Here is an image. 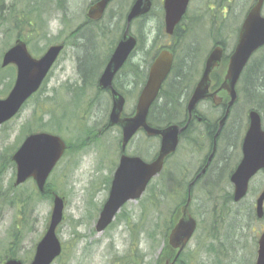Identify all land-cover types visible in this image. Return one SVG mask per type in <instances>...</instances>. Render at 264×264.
Here are the masks:
<instances>
[{"label":"rangeland","instance_id":"374dc122","mask_svg":"<svg viewBox=\"0 0 264 264\" xmlns=\"http://www.w3.org/2000/svg\"><path fill=\"white\" fill-rule=\"evenodd\" d=\"M91 1L2 0V3L0 2V74L6 75L0 79V92L3 91L0 98L6 96L15 78L14 65L2 68L1 59L4 51L14 43L16 38L26 41L30 53L38 57L49 45L60 43L68 37L67 46L58 57L39 90V94L32 96L17 115L0 126V151L4 146L11 151L18 147L23 136L28 132L32 111L37 106L40 105L47 110L53 109L57 121L55 117L51 120V116L45 115L43 119L45 126L42 128H38V124H30L34 125V131L59 134L66 142H69L67 144H70V148L64 153L48 178L53 192L64 198L63 218L56 229L58 239L62 244V252L52 264H156L162 257L164 241L161 232L164 230L165 220L168 219L165 217L168 215L172 199L169 200L171 202H161L158 208L160 211L148 203H145L144 210L143 201L150 195L147 189L140 198L128 201L108 227L101 232L95 229L99 211L108 195L110 179L118 163L121 138V129L118 125L101 130L107 122L111 101L106 92L98 91L97 79L123 31L124 18L121 14L127 10L126 5L129 0H115L109 5L116 9L118 14L114 22H109V15L106 13L103 19L89 32L83 33L82 37L80 34L77 38L74 35L70 37L73 29L84 20L85 12ZM159 1L154 0L150 12L142 23L132 22L130 31L139 36L140 42L133 53L130 64L124 67L117 80L130 81L132 78L124 77L123 74H132L133 63H140L142 67L148 66L156 50L168 43ZM206 1L192 0L188 11L192 16L197 12L202 20V14H204V20L202 21L201 18L196 20L195 27L188 35V39L195 38L199 41L196 45L199 57L203 60L213 47V38L217 33H220L219 37L224 39L226 54L231 53L237 35L234 29L237 25L239 27L242 18L255 0H210L212 5L215 3L214 7L217 11H220L226 4L229 5L227 14L224 15L227 17L225 25L228 28L220 26L218 13H216V21L211 22L209 16L213 13L207 15L206 10L204 13L201 12L202 5ZM243 13L244 16H242ZM262 15H264V6ZM158 32H160V37L156 35ZM186 40L187 36H184L179 50L185 46L191 54L195 49V42L191 41L188 45H184ZM78 43L81 44L78 45ZM263 54L264 49H261L253 58L261 57ZM80 55L85 61L82 67L83 73L94 78H89L90 84L88 79L84 82L86 85L84 95L80 93L75 95L71 93L72 90H67L65 87L71 85L73 88L77 84L80 85V72L76 62V56ZM203 62L197 67L196 76L199 73L197 79L202 71ZM1 70L8 71L3 73ZM93 79L95 83L91 85ZM194 79L195 77H190L189 83L191 84ZM130 82L133 83L127 88L130 91L125 92V114L132 111L138 95V89L133 88L138 78ZM8 83H10L9 86H7ZM241 93L238 94L240 103L231 112L223 129L225 137L218 146L214 163H223L226 157L230 165L239 160L240 141L248 125L247 111L250 107ZM47 97L51 100L44 101ZM198 109L211 119L217 117L219 113V109L212 107L208 101L201 102ZM160 120H164V117ZM262 124L264 126V122ZM203 131L204 126L197 125L194 138L198 142H207ZM159 142L158 137L150 138L138 132L128 143L126 153L139 155L143 160L151 161L159 148ZM202 154L197 150H193L192 153L188 143L181 142L177 153L168 160L169 175L178 173L183 166L193 168ZM211 171L210 177H219L220 180L223 178L221 174L216 176V173L220 171L215 172L214 169ZM179 176L183 177L182 174ZM14 178L15 166L13 168L8 166L0 178V263L10 253H14V256L21 259L23 264H29L35 246L43 236L49 222L52 199L47 196L38 197L35 194L30 205L34 206L33 208L24 209L19 202H15L16 205L10 204L9 198L12 196L8 192L9 183L14 182ZM206 180L209 183V178ZM153 183H161V179L155 178L150 186ZM208 183L200 187L195 186L192 193L191 212L199 226L188 244L191 251L189 264H216L215 256L205 252V246L215 241L211 237V232L215 227H220V219L215 218L214 215L223 214V212L220 210V205L216 207L219 212L213 209L215 201L209 199L206 189L203 188ZM263 185L264 177L258 174L250 183V192L244 203L251 204L254 208L255 199ZM35 188L32 180L14 187L18 194L30 190L36 192ZM222 188L229 191L231 189L225 182L219 185V188L213 186L214 191L218 193L223 191ZM154 195L158 197V187L155 188ZM172 204L174 205V202ZM233 208L234 211L235 208ZM242 210L240 208L239 213ZM229 219L231 216L227 218ZM247 220L243 214L238 219L242 224L247 223ZM248 225L249 229L236 232L231 241L223 242L220 238L224 243V247H221L224 264L254 263L256 242L264 227V219L248 220ZM147 231L153 232V237L149 238ZM238 241L240 243H237Z\"/></svg>","mask_w":264,"mask_h":264},{"label":"water","instance_id":"95a60500","mask_svg":"<svg viewBox=\"0 0 264 264\" xmlns=\"http://www.w3.org/2000/svg\"><path fill=\"white\" fill-rule=\"evenodd\" d=\"M109 1L99 0L91 5L87 16L91 19L99 18ZM188 2L189 0H164L166 33L173 32L175 25L185 13ZM262 3L263 0H257L246 15L220 85L210 91L211 73L220 65L223 55V47L216 45L206 57L202 74L188 100L189 121L191 112L199 100L211 98L214 104H218L222 101V97L218 95L220 91H224L229 97L225 113L218 122L214 145L207 164L213 156L216 137L224 125L230 106L236 100L235 88L241 72L253 52L264 45ZM150 8L151 0L134 1L126 18V27L98 79V87L109 90L111 94L112 106L107 126L120 125L122 154L111 180L108 197L96 220L95 229L97 232H101L112 222L115 214L127 201L141 197L150 180L162 171L165 158L175 151L179 134L187 126V124L184 126L170 124L164 128H155L147 124L149 108L172 65L173 56L167 49L159 51L153 59L146 82L139 93L134 113L131 116H122L124 98L113 87V78L136 45V39L129 32L130 21L147 13ZM62 47V44L51 45L41 57L34 58L28 52L26 43L17 39L15 44L3 53L1 66L15 65L16 77L8 94L4 98H0V125L15 116L26 100L39 89ZM248 121L249 125L241 146L242 158L230 177L233 184L234 202H239L247 195L250 179L264 169V129L259 112L250 110ZM139 129H143L147 136L160 137L158 153L150 162H146L138 156H128L123 153L128 141ZM65 148L64 140L56 134L39 131L25 136L11 157L16 167L14 185L17 186L31 178L37 189L43 192L47 177L63 155ZM205 168L202 169V172ZM192 184L193 181L189 184L188 196L179 209L177 220L167 235V244L175 251L174 256L172 259L163 260L160 264H174L196 229V220L189 211ZM63 208V198L54 195L49 224L44 235L36 244L30 264H51L60 255L61 244L56 235V228L62 220ZM255 214L257 218H261L264 214V187L255 200ZM256 255L255 264H264V229L257 240ZM3 264L23 263L18 258L10 257Z\"/></svg>","mask_w":264,"mask_h":264},{"label":"trees","instance_id":"16d2710c","mask_svg":"<svg viewBox=\"0 0 264 264\" xmlns=\"http://www.w3.org/2000/svg\"><path fill=\"white\" fill-rule=\"evenodd\" d=\"M0 2L2 3V0H0ZM0 3V4H1ZM229 8V5H225V8L223 7L220 11L215 10L214 12L208 11L207 14L213 13L212 16H210V20L212 21H216V13H218L219 18H220V26L223 27H227V25H225L227 17H224V15H226L227 13L224 12L226 11L225 9ZM220 14H222L220 16ZM190 15V14H189ZM188 16V15H187ZM211 17L215 18L212 19ZM190 24V23H189ZM215 26V25H214ZM193 27H189L188 32L190 33L192 31ZM175 38H174V44L172 46H170V50L173 52L174 55V62H173V67H172V73H173V77L180 75L182 72L183 73V85L187 86L188 92H190L192 86H193V82L190 84L189 83V78L190 77H195L196 73L198 71L197 67H198V63L199 61L202 59H200L199 57V52H198V46L196 45L197 42H199L197 39L192 38L191 41L195 42V49L194 51H192L191 54H189L188 49L185 48V46L179 50V47L181 45V42L183 40L182 37V30L181 28H179V26L175 29ZM219 33H217L216 35H214L213 38V42L217 43V44H225L224 43V39L219 37ZM187 43H184V45ZM188 45V44H186ZM178 46V47H177ZM225 46V45H224ZM177 48V49H176ZM189 48V47H188ZM264 49V48H262ZM227 56L224 57V59ZM150 62H148L149 64ZM3 71H8V70H1ZM6 75H2L0 74V79L4 78ZM89 78H94L92 76H85L83 79L84 81H86L88 79L89 82ZM212 80L214 82V85L217 86L220 81H221V74L219 72H213L212 74ZM95 80H91V85H94ZM10 83H8L7 86H9ZM90 84V82H89ZM182 85V86H183ZM240 85L242 86L240 88ZM86 85L82 84V85H75L73 88L71 87V85H66L65 88H67V90H72L71 93H80L81 95H84V92L86 91ZM238 91L242 92V96L245 97V100H247L249 103L251 108H255L257 109L261 115H262V120L264 122V54L260 57H255L253 58L250 63L248 64V66L245 68V70L243 71L241 78L239 80L238 83ZM3 91L0 92V94H2ZM39 94V91L37 92L36 95ZM240 97V96H239ZM47 100H51L50 98L47 97V99H45L44 101ZM43 101V102H44ZM153 106V105H152ZM155 108V106H153V109ZM169 110V109H168ZM181 110V109H180ZM152 107L149 111L148 117H147V121L150 125L155 126V127H163L167 124H169L170 122H176L174 118H172L168 111L165 112H161L159 114L158 118H154L152 115ZM163 111V110H162ZM55 112L53 111V109L51 110H47L46 108L43 109L40 105L37 106L33 111H32V120L29 122L28 124V132H31L35 129H33V126H31L30 124H38V128H42V126H45L43 119L45 115H49L51 116V120L52 118L55 117ZM182 118V114L179 115ZM162 117H164V120H160ZM55 121L56 117L54 118ZM207 126L209 127V131H211L212 128L215 127L216 125V121H206ZM88 131V130H87ZM86 131V132H87ZM27 132V133H28ZM225 132V131H224ZM224 132L221 134V137H225L224 136ZM227 137V136H226ZM69 148H70V144H69ZM11 149H9L8 147L4 146L3 149L0 151V178L3 175V173L10 167H14V163L11 160ZM169 168H165V170H163V172L158 176V178L161 179V183H153L152 186H148V191L150 192L149 196L143 201V209L145 210L146 205L145 203H148L149 205H151L152 207H154L155 209L158 210L160 203L162 202H174V205L171 203V207L168 210V215L165 217V226H164V230L163 232H161L163 241L166 238V235L169 231V229L172 227L173 223H174V219L177 215V211L178 208L180 207V205L185 201L186 199V187L184 186V183L182 181V179L180 178V176L178 177V175L181 174V171H179L176 174H172L169 175L168 172ZM178 177V178H177ZM208 183V182H207ZM9 190L8 192L11 194V198H9L10 204L12 205H16L15 202H19L24 209L27 208H33L34 206H30L31 205V201L34 200V195L36 194V196L38 197H43V196H47V197H51L52 193H53V189L52 186L50 184H47L45 186V190L43 193H38L37 190L36 192L30 190V191H25L24 193L21 192V194H18L16 191V189H14L12 182L9 183ZM213 186L215 187V184H213L209 181L207 188L203 187L204 189H206V192L209 196L210 200H214L215 203L213 204V209H216L217 205H220V210L223 212V214H215V218L219 217L220 219V227H215L214 230L211 232V237L215 240L212 243H208L205 246V252H207L208 254H212L215 256L216 258V264H224V254L221 250V247H224V241H228V240H232V237L235 235L236 232H242L244 229H249V225H248V220L254 219L255 217V213H254V208L253 206L247 205L245 204V199H243L242 201H240L239 203H233L232 201V195L231 192L229 190H225L222 189L223 191L221 193H218L216 191H214ZM158 187V197H156L154 195V190L155 188ZM181 187V188H180ZM36 189V188H35ZM216 192V193H215ZM168 199V200H167ZM170 199H172L171 201H169ZM235 208V210L233 211L232 208ZM233 208V209H234ZM243 209L242 212L239 213V209ZM214 210V211H215ZM160 211V210H158ZM215 211V212H216ZM219 212V210L217 211ZM245 215V217L248 219L247 223L242 224L241 222L238 221V219L240 218L241 215ZM124 218H126L125 214H123ZM231 216V219L227 220L228 217ZM264 219V216L263 218ZM218 229V230H217ZM217 230V232H216ZM153 232L147 231V236L153 237ZM223 235V236H221ZM223 242H221L222 240ZM214 243V244H213ZM231 244L233 242H230ZM237 243H240V241H238ZM245 245V243H244ZM191 251L189 248H187L185 251L182 252V254L179 256V258L176 260L175 264H189V257H190ZM170 255H172V251L171 249L165 244L164 247L162 248L161 251V260H164L166 258H168ZM232 255V254H231ZM9 256H14V253H10ZM139 264V263H138ZM157 264V263H156Z\"/></svg>","mask_w":264,"mask_h":264},{"label":"flooded vegetation","instance_id":"af4514ba","mask_svg":"<svg viewBox=\"0 0 264 264\" xmlns=\"http://www.w3.org/2000/svg\"><path fill=\"white\" fill-rule=\"evenodd\" d=\"M97 1L98 0L91 1L88 8L90 7L91 4H93ZM114 1L115 0H112L107 4L101 18H99V19L92 20V19L88 18V16H87L88 8H87V10L85 12L84 20L82 22H80L73 29V33L69 36L72 37L74 35V37L77 38V36H79V34H80V37H82V34L85 32H89L95 24H97L99 21H101V19H103V17L106 15V13H108V15H109V17H108V19H110L109 22L110 23L114 22L118 18V14L116 13V9H113V7H109V5ZM118 1H120V0H118ZM134 1L135 0H132V2H131L129 0V2L126 5L127 10L125 11L124 14L123 13L121 14V16H123V18H124V27L126 26V18H127L128 12H129L132 4L134 3ZM191 1L192 0H190V2L188 4L187 11H186L185 15L182 17V20L175 26V29L178 26H179V28H181V30L183 32V34H182L183 40H184V36H187V38H188L189 27H195L196 20L201 18L199 15H197V12H195V15H193V16L189 15L188 11H189V5H190ZM151 3L153 6L154 0H151ZM159 3H160L159 8H160L161 16H162L161 17L162 23H163V25H165V23H164V8H163L164 0H160ZM211 3L212 2L210 0L204 2L202 5L203 9L201 10V12L204 13V11L206 10V14H207L208 11H211V9H213L211 12L215 13V10H216L214 7L215 3H213V5ZM147 14L148 13L135 17L131 21L130 24H132V22H134V21H139L140 23H142L143 20L146 19ZM41 15H42V13H41ZM202 16H203V20H204V14H202ZM187 18H189V19H187ZM201 20H202V18H201ZM62 23H64V21H62ZM140 25H142V24H140ZM130 27H131V25H130ZM175 29L171 35L165 34V36L168 39V43L166 45H164V47H170L174 44L173 41L175 38V34H174ZM240 29H241V25L239 26V28L237 30V36L235 39V44H236ZM139 31H140V27H139ZM186 32H187V35H185ZM156 35H157V37H160V32H158ZM219 35H220V33H219ZM67 38L68 37H66L65 40H63L59 43V44H63L64 48L68 44ZM136 39H137V46H138V44L140 42V38L136 37ZM172 42H173V44H171ZM79 44H81V43H78V45ZM213 44L215 45L217 43L213 42ZM109 57H110V55H109ZM109 57L107 58V60L109 59ZM131 58L129 60H127L125 62V64L118 70V72L115 74L114 79H113V86H114L115 90L119 94H121L124 98V106H125V102H126L125 92L130 91V89H127V88H128V86H131V84H133L130 81L134 80V79L136 80V78H138V82L135 83L136 86H133V88L138 89V94H139L142 86H144V84L146 82V77H147V73H148V68L146 65H145V67H142V65H140V63L139 64L133 63V70H132L131 75H127V73L125 75L122 73L124 75V77H127V78L131 77L132 79L129 78L130 81H127L126 79H122L120 81L117 80L121 76V72L123 71L124 67H126V66L128 67V65L130 64V61L132 60ZM57 60H56V62H57ZM56 62L54 63V65L56 64ZM76 62H77V66H78L77 67L78 71L80 72L79 82H80V85H82L85 82L83 78L85 76H87L86 73H83V69H82L83 64L85 63V61L82 59V55H80L79 57L76 56ZM54 65L52 66V68L54 67ZM52 68L50 69V71L52 70ZM50 71H49V73H50ZM180 73H181L180 75L173 77L174 75L172 73V70L170 71V73L167 75L166 79L163 81V83H162V85L158 91V95L152 104L153 106H155V108L153 109V106H151V107L153 110L152 115H154L153 116L154 118H158L159 114L161 112L168 111V112H170L169 115L175 119L176 123H179L182 126L187 122V119H188L187 103H188V100L191 96V93H192L193 88H194L197 81L194 82L193 87L191 88L190 92H188L187 86L183 85V73L182 72H180ZM15 74H16V67H15ZM101 91H104L109 95L110 101H111V106H112V99H111L110 91H108V90H101ZM222 93H223V91H220V92H218V95L223 96ZM137 97H138V95H137ZM136 101H137V98H136ZM205 101H208L209 103H211L212 107L219 109V113L216 117L217 119L215 120L216 125L214 128L211 129V131L208 130L209 127L207 126L206 121L207 120L211 121L212 119H210L205 113H203L202 111H200L198 109V105L202 102V101H200L196 105V108L192 111L191 120H190L187 128L185 130H183L179 135V142H178L177 149L179 148L181 142L184 141V142L188 143V146H189L190 151L192 153H193V150H197L199 152H202L203 154L199 158L198 162L195 164V166L193 168H189L188 166L181 167V173L183 175V177L181 179H182V181L186 187L188 186V184L191 181H194L193 185L207 184L206 181H208V180H206V178H209V181L211 183L213 181V184L218 185L220 183V178L219 177H213L212 178L209 176L212 173L211 170L214 169L215 172L220 171V172L216 173V176H217V174H221L223 177L221 179V181L224 180L226 182V184L229 186V188L232 189L233 187H232V183L230 182V177H231V174L233 173L234 169L236 168V165L239 162L241 155H242V152H241L242 139L240 141V150H239L240 157H239V160L235 164L230 165L227 157L225 158V161L223 163H214L215 157H216V152L218 150V146L222 140L221 133H220V135L217 137V140H216V149H215L214 155H213L211 161L207 164V159L209 157L210 151H211L213 144H214V134H215V132L217 130V126H218L217 121L224 114L226 102L222 101L220 104L214 106V104L212 103V101L210 99H206ZM111 106H110V108H111ZM135 106H136V103H135L132 111L128 114L124 113V108H123L122 116L132 115L134 112ZM180 114H182V118L179 116ZM197 125H203L204 126L203 136L206 137L207 142H205V141L198 142L197 139L194 138V133L197 130ZM224 127L225 126H223L222 130L224 129ZM103 129L106 130V124L104 125L102 130ZM139 132L144 134L143 130H140ZM57 163H59V161ZM231 163H234V161H231ZM206 164H207V166H206ZM57 165L58 164H56L55 168L57 167ZM203 168H205L204 172H202ZM260 173L264 177V170H262Z\"/></svg>","mask_w":264,"mask_h":264},{"label":"bare ground","instance_id":"6f19581e","mask_svg":"<svg viewBox=\"0 0 264 264\" xmlns=\"http://www.w3.org/2000/svg\"><path fill=\"white\" fill-rule=\"evenodd\" d=\"M132 35V37H134L135 39H136V37H138L139 38V36L137 35V34H131ZM137 40V39H136Z\"/></svg>","mask_w":264,"mask_h":264}]
</instances>
